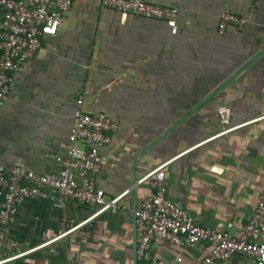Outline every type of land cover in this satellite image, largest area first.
<instances>
[{
    "label": "crops",
    "instance_id": "crops-1",
    "mask_svg": "<svg viewBox=\"0 0 264 264\" xmlns=\"http://www.w3.org/2000/svg\"><path fill=\"white\" fill-rule=\"evenodd\" d=\"M149 1L178 9L175 32L163 19L128 14L122 23L100 0H72L56 35L13 72L0 163L56 170L82 95L86 112L117 123L95 184L107 199L128 193L96 215L94 205L25 200L5 234L30 251L11 264H136L132 209L146 191L138 181L165 161L166 197L200 225L238 235L251 216L264 176V0L254 9L253 0ZM224 10L245 27L218 34ZM208 249L164 242L152 253L167 261L179 251L181 264H196ZM250 263L234 254L218 264Z\"/></svg>",
    "mask_w": 264,
    "mask_h": 264
},
{
    "label": "built area",
    "instance_id": "built-area-1",
    "mask_svg": "<svg viewBox=\"0 0 264 264\" xmlns=\"http://www.w3.org/2000/svg\"><path fill=\"white\" fill-rule=\"evenodd\" d=\"M256 2L253 0V9ZM100 4L120 12L122 23L126 15L137 14L163 19L172 32L176 31V7L149 0H100ZM71 7L72 0H0V107L10 98L13 72L35 56L43 36L56 35ZM217 17L220 35L228 27L243 29L247 23L243 16L226 10ZM83 103V96L78 95L64 155L54 158L59 165L56 170L37 173L20 165L0 163V264H11L30 251L22 249L20 241L5 234L25 200H50L61 209L68 202L94 205L98 207L96 215L120 208V199L128 193L125 190L107 199L104 191L96 186L95 177L101 164L99 149L111 142L117 123L102 112H86ZM167 164L168 161L162 162L138 181L146 182V191L132 209L136 264H181L179 251L167 261L154 257L153 247L164 242L182 248L198 242L207 244V253L196 264H218L234 254L251 258L250 264H264V176L251 216L240 233L234 235L200 225L179 201L166 197ZM93 216L69 226L65 233ZM62 220L64 224L69 223L64 217Z\"/></svg>",
    "mask_w": 264,
    "mask_h": 264
}]
</instances>
